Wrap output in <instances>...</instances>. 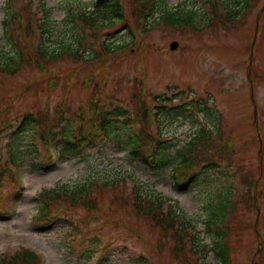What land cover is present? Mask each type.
I'll return each instance as SVG.
<instances>
[{
	"label": "rangeland",
	"instance_id": "1",
	"mask_svg": "<svg viewBox=\"0 0 264 264\" xmlns=\"http://www.w3.org/2000/svg\"><path fill=\"white\" fill-rule=\"evenodd\" d=\"M23 1L32 2L31 9L41 17V22L47 12L49 15L50 32L48 28L41 36L39 29L32 36L34 47L49 36L53 42L46 40L45 44L51 50L59 49L69 41L76 45L79 39H83L82 47L86 55L91 56L101 50V42L95 41V31H100L98 40L101 41L110 38L117 44L133 40L128 38L131 35L129 29L116 30L121 27L120 22L114 26L105 22L93 27L76 16L85 9L92 11L93 0ZM122 2L126 3V0ZM19 3L21 0H0V59L6 54H14L8 43L9 33L4 20ZM263 5L264 0H251L249 9L242 13L245 24L241 25V19L237 18V25L229 30L221 29L218 37L208 30H174V26L165 24L161 18L154 29L140 30V37L135 34L134 27L132 33L138 38H134L136 50L133 52L120 50L108 59L91 63L78 62L70 56L47 58L48 71L45 72L24 51L29 61L22 63L18 71L0 72L3 81L0 82V104L6 105L7 111L4 117L6 126L0 127V152L6 160L17 154L19 166L12 165V168L15 167L20 183L18 199L7 176L0 186V215L6 214L0 216V258L28 246L39 252L45 264H136L132 259L141 254L150 264H196L195 258L200 254L189 249L193 235L190 231L184 237L185 242L177 240L178 251L174 252L175 237L150 226L130 206L120 212L113 198L115 193L121 194L123 189L131 192L132 186L139 184L177 200L194 225L192 231H197L200 242L211 248L213 237L205 226L204 207L211 186L202 183L203 173L193 183L190 180L186 187L179 188L173 175L177 150L186 145L203 125H221L224 137L230 139L237 151L232 169L237 171L241 167L243 172L254 169L257 190L262 195L259 198L258 194L257 204L264 213V12L253 62L249 65L256 18ZM192 9L198 12L196 24L204 26L202 13L209 11L206 0H165V6L157 9L159 11L154 16L166 10L185 15ZM72 14H75L74 18ZM125 23L131 29L135 24L133 16L126 18ZM178 26L191 27L185 21ZM173 40L179 42L175 50L170 48ZM20 45L24 50L21 37ZM29 49L33 50L31 44ZM75 68L78 71L76 79L81 82L85 77L95 75V83L71 85L67 76ZM143 77L147 83L145 92L132 98L134 81L141 83ZM53 80H57L56 86L52 85ZM250 80L254 81V99ZM173 93L171 100L164 98ZM140 100L150 105V125L141 120L138 112ZM93 101L98 105L95 109ZM164 101L168 102L167 110L158 112L157 104ZM177 104L180 106H174ZM255 106L262 144L258 138L255 140ZM97 107L108 111L111 118L120 122L108 125L107 133L93 135L96 144L92 147L91 143L84 145V153L78 156L62 155L58 142L59 163L45 167L40 135L46 126L59 133H75L79 124L88 129V120L98 114ZM118 107L123 110L118 115L109 111ZM178 109L179 114L176 113ZM82 110L84 118H81ZM27 112H32L35 117L42 116L43 123L35 125L29 120L22 131L14 133L20 118ZM154 132L163 134L161 138L165 140L159 150V166L157 163L144 164L129 156L130 147L137 141L136 135L147 136ZM156 141L152 140L148 145L147 149L151 146L149 153L158 149L160 142ZM140 143H144V139ZM12 148L14 152L9 151ZM239 177L238 174L235 179L236 192L241 189ZM89 178H106L110 182L120 178L121 188H107L104 193L94 189L97 197L102 193L104 204L93 212L62 203L56 208L60 212L57 221L43 227L44 221H39L36 216L44 201L40 196L42 191L55 187L63 191L62 186L72 188ZM240 207L242 214L233 220L237 223L234 227L237 231L229 234V256L233 264H264V218L259 219L255 229L257 209L253 201ZM262 237L263 241H260ZM104 248L108 251L102 258ZM88 250L90 255H86ZM201 257L202 264H219L211 251Z\"/></svg>",
	"mask_w": 264,
	"mask_h": 264
},
{
	"label": "trees",
	"instance_id": "2",
	"mask_svg": "<svg viewBox=\"0 0 264 264\" xmlns=\"http://www.w3.org/2000/svg\"><path fill=\"white\" fill-rule=\"evenodd\" d=\"M93 1H95V6L93 5L94 11H92L94 14L90 12L89 15H86L87 13L85 14L82 11V14L78 12L76 15L80 18L87 17V22L91 23V26L95 24L101 25V20L107 21L110 26H114L119 22L125 25V19L129 18V16L131 17L132 15L135 19L137 10L141 8V5L144 2V0H126V3H123L122 0ZM250 1L251 0H206L207 5H210V8L208 12L202 13V16H204L201 19L202 24L206 23L209 25L210 23L217 26L221 23L227 27L236 26L239 21H236L237 18H240L241 20L243 19L242 13L249 9ZM29 5L30 2L17 4L15 9L9 11L4 20V24L9 33L8 43L14 50V54L7 55L5 53L6 57H1L0 72H16L20 69L22 63L29 61V58L24 56V51L27 50V46L25 45L23 50L16 38V36L19 37L21 33L27 30L30 26L31 17L29 15ZM154 6L155 8L157 6L158 9L164 7L165 0H155ZM222 11L225 12L222 13ZM95 14H98L97 18L95 17ZM176 14L177 13H171V10H166L163 14L161 12V15L155 19V24H159L160 19L162 18V21L171 27H176L185 21L188 25H191L192 29L195 30L198 28L195 20V16L198 14L197 10H189L185 15ZM72 15V18H74L75 14ZM95 19L98 20L95 21ZM125 26H129L130 28L129 24H126ZM13 40L15 45L12 43ZM47 40L50 41V37ZM82 41L83 39H79L76 45L69 41L63 44L61 48L52 50L45 44V41H43L38 51L33 52V54L28 56L33 58L35 63L43 70L47 68L46 63L49 61L47 58L58 57L59 59H64L65 56H70L75 58V60L86 61L89 58H86V53L84 54L83 51H81L80 46L82 45ZM117 46L118 44L115 42L101 44V50L94 53L90 57V61H94L99 57L104 59L107 56L112 55ZM59 79L60 76L58 74V81ZM0 81L3 82L1 79ZM54 81L56 82L57 80ZM73 81L74 80L70 78V83H74ZM142 88L144 87L139 88L138 86H135L134 94L136 93V95L134 98L137 97L138 92H140ZM94 108H96V106ZM138 108L140 109L138 110L139 114L143 116L144 106L142 100L139 101ZM179 110L180 109L176 112L177 114L180 113ZM109 111L112 113L117 112V115L120 112H123V110H120V107ZM108 114V111L102 109L98 113L99 117L95 118V120L98 119L101 121L100 125L104 130H106L107 126L111 123L117 125V123L120 122L119 119L115 117L111 118ZM32 117H34V115L32 113H28L24 117L22 124H25L27 119ZM1 118L2 116H0V121ZM142 121L146 124L145 118ZM123 122L127 124L126 120ZM60 133L56 134L59 135ZM154 135V133H148L147 136H134L137 138V141H135L132 146L130 144L131 147L129 149V156L143 163H146L147 161L150 162L147 147L148 145H151L150 143L154 140ZM82 138L80 137L78 139L72 131H70V133L64 132L55 137V139H61L64 142L63 152L65 153L63 155L71 153L73 155L79 154L78 147ZM45 139L46 142L44 144L46 147V143L50 141V139ZM141 139H144V143H140ZM256 139L257 137H255V140ZM159 150L160 145L158 149L153 152V157L151 159L156 160L158 166ZM10 151L14 152V148L10 149ZM236 153L237 151L234 149V145L231 143L230 139L228 137H224V132L221 130V127H218L217 125H214L212 128H208L207 126L201 127L198 129L197 134L193 136L186 145L177 150V159L173 173L178 185L180 184L184 174L195 172L194 175L199 177L198 174L205 171L202 176V183H205L207 186H211V190L207 198L208 200L204 205L206 212L205 226L207 231L213 237V245L211 248L200 242L197 231H191L194 225L192 224V221L188 219L186 213L177 200H172L171 198L165 197L153 189H147L146 187L138 184L132 186L131 192H127L123 189L121 194L115 193L113 202L118 205L120 212H125V207L130 206L135 212H137V214L142 216L150 226L159 229L160 232L165 230L171 237H175L173 245L174 252L178 251L177 240H179V242H185L184 237L187 236L190 231L193 235L191 237L192 243L189 249L200 254L195 258L196 264H202L203 258L201 257V254L204 253L206 256L209 255L210 251L213 252L219 264H233L229 256V252L231 250L229 245V234L237 231L234 228L237 223H233V220L238 215L242 214L240 206L243 203L251 201H253L254 205L253 193L255 180L257 178L253 168H248L245 172L242 171L241 167H238L236 169L237 171L232 169V166H234L236 161ZM16 155L13 154L9 161L4 159L0 153V186L2 185L1 180L5 174H11V164L18 163V156L16 159ZM165 155L167 156L168 152L165 153ZM238 174L240 175L239 183L241 189L236 192L235 179ZM12 176L14 177V175ZM110 181L111 180L106 178L96 180L89 178L72 188L66 185V187H64L65 189L61 188L64 189L63 191L57 187L51 189L45 188L40 194L44 201L39 206L38 214L36 216L38 217L41 213L44 214L48 212L51 208H60V204L66 202L74 208L83 207L90 212H93L94 209H100L104 204L102 199L103 196L100 192V197H97L98 195L93 193L94 189L103 190L104 193L107 188H121L119 183H122V180L114 178L112 182ZM261 196L262 195L259 193V198ZM261 216L264 218V213H262ZM103 250V252H105L107 248H104ZM89 252L90 250L86 252V255H88ZM132 261L136 264H150L147 257L143 254L137 256L135 259H132ZM186 262L188 263L187 259ZM37 263V253L26 248H21L19 252H16L13 255L6 254L0 258V264Z\"/></svg>",
	"mask_w": 264,
	"mask_h": 264
},
{
	"label": "water",
	"instance_id": "3",
	"mask_svg": "<svg viewBox=\"0 0 264 264\" xmlns=\"http://www.w3.org/2000/svg\"><path fill=\"white\" fill-rule=\"evenodd\" d=\"M177 45H178L177 42H173L172 45H171V47H172V48H176Z\"/></svg>",
	"mask_w": 264,
	"mask_h": 264
}]
</instances>
